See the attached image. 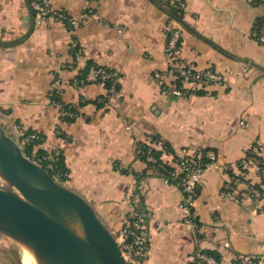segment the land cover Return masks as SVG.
I'll list each match as a JSON object with an SVG mask.
<instances>
[{
    "label": "crops",
    "instance_id": "0c3cea01",
    "mask_svg": "<svg viewBox=\"0 0 264 264\" xmlns=\"http://www.w3.org/2000/svg\"><path fill=\"white\" fill-rule=\"evenodd\" d=\"M32 1L0 0V123L7 132L33 130L41 137L35 151L62 154L64 183L115 232L131 210L127 192L138 193L151 216L149 253L136 264H190L199 250L239 264L240 254L264 253V212L220 193L228 176L223 165L238 164L251 142L264 158V75L244 61L264 66V43L254 37L264 0H185L182 19L157 0H50L73 16L92 6L96 18L79 27L41 18ZM176 23L184 58L224 73L226 86L161 92L154 74L170 69L168 31ZM90 61L121 75L111 99L101 98L104 82L88 79ZM153 135L171 146L173 153L163 154L169 162L183 147L216 156L194 206L196 229L183 223L181 187L150 172L138 155L137 144Z\"/></svg>",
    "mask_w": 264,
    "mask_h": 264
},
{
    "label": "built area",
    "instance_id": "2783aa9c",
    "mask_svg": "<svg viewBox=\"0 0 264 264\" xmlns=\"http://www.w3.org/2000/svg\"><path fill=\"white\" fill-rule=\"evenodd\" d=\"M90 3L97 0H86ZM251 3L258 4L261 0H249ZM171 4L184 11L185 0H170ZM32 5L37 10L41 18L51 17L52 19L69 23L73 27H79L90 18H96L94 8L87 7L79 15H71L61 8H55L50 0H33ZM254 37L264 43V24L259 31H254ZM183 38V29L176 23L169 28L168 43L166 55L170 64V69L166 72L157 71L154 78L159 85L161 92L174 96L186 95L188 91L206 89L211 85L226 86L228 76L209 66L200 68L196 63L184 58L181 52V41ZM91 81L109 79L119 82L121 77L118 71H108L104 67H93L90 70L89 78ZM190 87V88H188ZM117 94L114 85L107 89V98L111 99ZM132 127V124L128 126ZM18 143L24 149L33 139L41 138L37 132L27 133L24 129L18 127ZM146 143L151 147L162 146V141H156L152 136L136 146L139 153L141 144ZM147 161H156V158L148 150ZM216 156L205 155L202 148L183 147L170 162L169 176L163 175L167 182L179 185L183 191V198L178 204L182 214L183 223L190 229L198 227L194 218V206L200 190L204 173L207 168L216 163ZM37 161V160H36ZM39 162V161H37ZM40 163V162H39ZM162 166V165H161ZM49 167H52L49 164ZM227 171V179L221 190V197L227 200L253 201L260 211L264 212L263 202V184H264V158L262 147L258 142H251L246 148L243 158L236 165H223ZM152 173H158L155 168H149ZM141 188V187H140ZM127 200L131 207L129 213L125 216L124 224L117 233V241L121 246L128 264H136L140 260L147 258L149 253V213L143 206L142 201L136 191L129 189ZM235 263L239 264H264V253H243L238 255ZM190 264H222L213 254L206 251H197Z\"/></svg>",
    "mask_w": 264,
    "mask_h": 264
},
{
    "label": "water",
    "instance_id": "95a60500",
    "mask_svg": "<svg viewBox=\"0 0 264 264\" xmlns=\"http://www.w3.org/2000/svg\"><path fill=\"white\" fill-rule=\"evenodd\" d=\"M244 61L264 75V66ZM0 178V234L36 264H128L117 233L92 203L27 156L1 123Z\"/></svg>",
    "mask_w": 264,
    "mask_h": 264
},
{
    "label": "trees",
    "instance_id": "16d2710c",
    "mask_svg": "<svg viewBox=\"0 0 264 264\" xmlns=\"http://www.w3.org/2000/svg\"><path fill=\"white\" fill-rule=\"evenodd\" d=\"M161 5H163L169 12L170 15L177 18V19H182L183 18V14L184 11L177 9L176 7H174L170 0H157ZM264 24V16L259 18L256 23H255V29L257 31L260 30V27ZM94 65L93 67H102L100 65H96V64H92V62L90 61L88 63V67ZM88 67L86 69H84V73L87 72ZM106 68L108 71H115L114 69H110L107 67ZM119 73V72H118ZM120 75V74H119ZM121 77V75H120ZM101 81V79L99 80ZM102 82H104L105 87L107 89H109L110 87H112L114 85L115 90L118 92V90L120 89V81L119 82H114L112 80L109 79H104L102 80ZM101 98L104 99V101L108 100L107 95L105 96H101ZM86 101L81 102L80 104L83 105ZM77 108H75L73 105H67L65 106V110L66 111H75ZM66 119H73L75 117L72 116H66ZM27 133H34L33 130H25ZM152 138L156 141H162V148H156V147H151L150 145L146 144V143H142L141 144V150L138 153L139 157H141L143 160H145L147 162L148 168H155L156 170H158V174L160 175H167L169 176V170L172 169V166L170 165V162L165 160L163 158V154L164 152H171L173 153L171 146L169 145V143L167 141H164L163 139H161V137L159 135H153ZM40 138L39 139H33L29 144H27L23 151L24 153L31 157L34 160L39 161L41 164H43L50 172L51 174L61 180V181H65L67 179V167L65 165L64 162V157L62 154H56L54 152H48L44 149H38L37 151L34 150V147L36 144L40 143ZM151 149V153L153 154V156L156 158V161H147L146 156H147V152L148 150ZM205 155L207 154V150L203 149ZM49 164L52 165V167H49ZM162 165V166H161ZM195 221L197 222V220L195 219ZM215 255V254H214ZM216 256V255H215ZM218 257V256H217Z\"/></svg>",
    "mask_w": 264,
    "mask_h": 264
},
{
    "label": "rangeland",
    "instance_id": "374dc122",
    "mask_svg": "<svg viewBox=\"0 0 264 264\" xmlns=\"http://www.w3.org/2000/svg\"><path fill=\"white\" fill-rule=\"evenodd\" d=\"M9 134L14 136L11 131ZM2 183L0 178V185ZM25 251L26 250L14 240L0 234V264H21L20 260L23 262Z\"/></svg>",
    "mask_w": 264,
    "mask_h": 264
},
{
    "label": "bare ground",
    "instance_id": "6f19581e",
    "mask_svg": "<svg viewBox=\"0 0 264 264\" xmlns=\"http://www.w3.org/2000/svg\"><path fill=\"white\" fill-rule=\"evenodd\" d=\"M24 264H36L33 255L29 251H25L24 253Z\"/></svg>",
    "mask_w": 264,
    "mask_h": 264
}]
</instances>
